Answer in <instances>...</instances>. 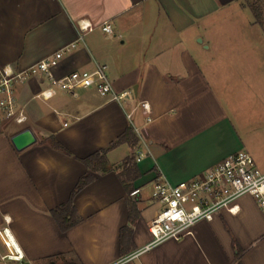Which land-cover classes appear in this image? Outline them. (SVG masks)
<instances>
[{
	"label": "crops",
	"instance_id": "crops-1",
	"mask_svg": "<svg viewBox=\"0 0 264 264\" xmlns=\"http://www.w3.org/2000/svg\"><path fill=\"white\" fill-rule=\"evenodd\" d=\"M81 19L95 27L83 40ZM71 44L58 77L103 65L117 92L150 104L152 120L140 108L136 133L132 107L97 89L57 88L44 101L42 77L19 84L28 120L0 133V257L18 248L29 264H264V212L251 196L145 249L159 206L143 193L239 152L264 171V0H0V67L25 70ZM28 128L37 141L18 151L11 138ZM128 130L139 142L110 148ZM96 153L106 171L85 161ZM70 201L78 222L62 230L52 211Z\"/></svg>",
	"mask_w": 264,
	"mask_h": 264
},
{
	"label": "built area",
	"instance_id": "built-area-1",
	"mask_svg": "<svg viewBox=\"0 0 264 264\" xmlns=\"http://www.w3.org/2000/svg\"><path fill=\"white\" fill-rule=\"evenodd\" d=\"M77 27L80 40L95 29L87 19L79 20ZM103 31L113 34L112 24L106 22ZM74 47L76 44H71L25 70H16L11 65L0 67V133L13 124L22 126L27 122L28 115L19 100L17 86L33 77H42L49 82V86L37 95L44 101L51 100L57 94V88L69 93L80 89H97L111 102L132 107L127 118L136 133H140V130L133 118L140 108L149 115L148 122L152 120L150 104L144 101L134 103L133 92H117L103 65L92 72H73L58 77L56 69L64 54ZM139 193L137 189L131 195ZM244 196L254 198L264 212V171L247 152L231 155L204 174L180 185H172L158 178L153 184L152 198L159 207L149 225L152 241L145 249L169 239L181 240L192 234V228L198 222H211L221 211L236 213L237 202ZM1 260L5 264H26L25 256L18 248Z\"/></svg>",
	"mask_w": 264,
	"mask_h": 264
},
{
	"label": "trees",
	"instance_id": "trees-1",
	"mask_svg": "<svg viewBox=\"0 0 264 264\" xmlns=\"http://www.w3.org/2000/svg\"><path fill=\"white\" fill-rule=\"evenodd\" d=\"M125 141H132V143L134 145L139 142L138 138L136 136L135 137L133 136L132 131L128 130L117 142H115L112 146H110V148H113L116 145H119L120 143H123ZM105 151H107V150H104V152ZM85 161L88 164L95 162L96 166H101L102 170H104V171L107 170L105 161H104L103 157H101L100 153H96V154L92 155L91 157H89ZM135 174H136V167L135 166H133V168L129 169V171L126 173V175L130 179H134ZM91 179L92 178L89 175L82 178L80 180L76 190L74 191L73 196H75V194L78 191H80L88 182H90ZM127 189H128L129 195L131 196V194L133 192L131 186L127 185ZM131 208H132V211L136 210V203L135 202L132 203ZM52 215L57 220V222L60 225L62 230H68V229L72 228L78 222L77 214L74 210V207L72 206V201H70V202L58 207L57 209L53 210ZM125 230H127V229H124V231ZM48 264H57V263H53V261L51 260ZM67 264H75V263H67Z\"/></svg>",
	"mask_w": 264,
	"mask_h": 264
},
{
	"label": "water",
	"instance_id": "water-1",
	"mask_svg": "<svg viewBox=\"0 0 264 264\" xmlns=\"http://www.w3.org/2000/svg\"><path fill=\"white\" fill-rule=\"evenodd\" d=\"M37 141L36 135L32 131V129L28 128L25 129L11 138V142L13 146L16 148L18 151H23L26 148L32 146L35 144ZM29 264V263H26Z\"/></svg>",
	"mask_w": 264,
	"mask_h": 264
},
{
	"label": "rangeland",
	"instance_id": "rangeland-1",
	"mask_svg": "<svg viewBox=\"0 0 264 264\" xmlns=\"http://www.w3.org/2000/svg\"><path fill=\"white\" fill-rule=\"evenodd\" d=\"M46 82H48L47 80H46ZM45 82V83H46ZM134 94V93H133ZM10 127H13V128H15V127H18V126H16V125H11ZM152 188L151 187H147V188H144V195L145 196H147L148 197V200H150L151 199V197H152ZM152 199L149 201L150 202V205H152V211H154L155 210V206H153V205H156L155 203H153L154 201H152ZM157 206V205H156ZM4 251H6L7 253H12L13 251L11 250V249H6V250H4ZM0 264H5L2 260H1V257H0Z\"/></svg>",
	"mask_w": 264,
	"mask_h": 264
}]
</instances>
